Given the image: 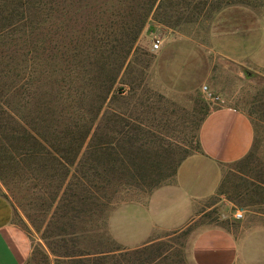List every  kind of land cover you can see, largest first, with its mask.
<instances>
[{
  "label": "rangeland",
  "instance_id": "1",
  "mask_svg": "<svg viewBox=\"0 0 264 264\" xmlns=\"http://www.w3.org/2000/svg\"><path fill=\"white\" fill-rule=\"evenodd\" d=\"M249 4L258 8L264 0H249ZM223 8L218 10L213 0H182L179 5L165 0L148 17L114 84L117 97L131 94V99L107 102L95 124L103 126L106 112L118 106L130 111L128 105L133 111L128 127L136 128L139 137L128 152L134 155L135 167H119V180L107 189H90L82 205L73 203L75 211L66 205L79 184V161L86 156L83 150L62 181L57 179L59 167L45 170L37 160L28 167V160L20 157L16 169L0 162L4 175V181L0 179V223L17 225L30 238L31 253L25 264H56L57 254L65 251L90 257L115 253L125 264H194L191 243L202 228L226 229L239 247L248 233L264 228V75L244 69L212 47V21ZM157 41L159 46L154 48ZM128 64L131 75L140 77L131 88L122 77ZM223 105L250 118L254 139L249 152L223 166L217 192L197 205L194 219L186 226L156 230L137 247L120 245L110 227L113 212L122 205L143 204L154 189L173 182L180 158L200 150L202 117ZM7 143L0 133V148ZM124 145L130 149L127 142ZM6 153L15 152L7 147ZM155 183L158 186L150 190ZM238 210L242 217L236 219ZM116 245L123 251H115Z\"/></svg>",
  "mask_w": 264,
  "mask_h": 264
},
{
  "label": "trees",
  "instance_id": "2",
  "mask_svg": "<svg viewBox=\"0 0 264 264\" xmlns=\"http://www.w3.org/2000/svg\"><path fill=\"white\" fill-rule=\"evenodd\" d=\"M164 1L0 0V133L15 152L0 148V162L16 169L20 157L28 160V167L37 160L45 170L59 167L57 179L62 181L83 150L79 184L66 202L72 210L73 203L82 205L88 199L90 189L104 191L119 180V167H135L134 155L128 153L139 141L136 128L128 127L131 107L110 109L104 125L95 124L107 102L131 99V94L117 97L114 84L148 17ZM213 1L218 10L249 4ZM181 2L169 0L170 5ZM128 67L122 77L131 88L140 77L131 75ZM124 142L130 149L123 148ZM0 179L4 181L1 171ZM114 250L123 248L116 245ZM73 252L57 254L56 264H125L115 253L90 257Z\"/></svg>",
  "mask_w": 264,
  "mask_h": 264
},
{
  "label": "crops",
  "instance_id": "3",
  "mask_svg": "<svg viewBox=\"0 0 264 264\" xmlns=\"http://www.w3.org/2000/svg\"><path fill=\"white\" fill-rule=\"evenodd\" d=\"M233 4L216 14L210 30L215 51L246 70L264 75V4ZM254 129L248 115L233 106L211 109L199 129L200 150L178 165L173 182L154 189L145 203L122 205L110 220L112 235L123 247H137L156 230L175 231L197 213V205L215 194L222 168L250 150ZM130 212H126V211ZM239 247L226 229L208 226L191 243L194 264H264V228L248 233ZM26 232L0 223V264H25L31 253Z\"/></svg>",
  "mask_w": 264,
  "mask_h": 264
},
{
  "label": "built area",
  "instance_id": "4",
  "mask_svg": "<svg viewBox=\"0 0 264 264\" xmlns=\"http://www.w3.org/2000/svg\"><path fill=\"white\" fill-rule=\"evenodd\" d=\"M158 46H159V41H157V42L154 43V48H158ZM234 217H235L236 219H239V218L242 217V213L238 210V211H236V213L234 214Z\"/></svg>",
  "mask_w": 264,
  "mask_h": 264
}]
</instances>
